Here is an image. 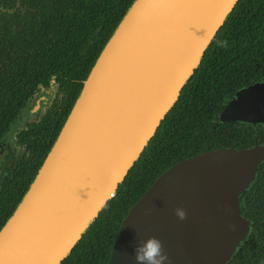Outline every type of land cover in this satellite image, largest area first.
Segmentation results:
<instances>
[{
  "label": "water",
  "instance_id": "water-1",
  "mask_svg": "<svg viewBox=\"0 0 264 264\" xmlns=\"http://www.w3.org/2000/svg\"><path fill=\"white\" fill-rule=\"evenodd\" d=\"M237 0H134L100 51L50 150L0 229V264H60L116 193ZM44 99L41 94L35 109ZM220 122L264 124V80ZM264 146L222 148L163 171L121 221L107 264L157 237L169 264H227L249 227L240 195ZM182 208L180 220L174 210Z\"/></svg>",
  "mask_w": 264,
  "mask_h": 264
},
{
  "label": "trees",
  "instance_id": "trees-1",
  "mask_svg": "<svg viewBox=\"0 0 264 264\" xmlns=\"http://www.w3.org/2000/svg\"><path fill=\"white\" fill-rule=\"evenodd\" d=\"M133 1L22 0L24 13L17 11L14 27L10 21L4 25L0 138L35 90L53 84L56 94L38 122L17 134L24 149L0 189V229L28 189L83 80ZM259 62L264 67V0H237L115 195L60 264H107L118 227L131 206L163 171L199 150L194 142L197 132L210 129L205 108L222 107L217 96L227 90L225 71Z\"/></svg>",
  "mask_w": 264,
  "mask_h": 264
},
{
  "label": "flooded vegetation",
  "instance_id": "flooded-vegetation-1",
  "mask_svg": "<svg viewBox=\"0 0 264 264\" xmlns=\"http://www.w3.org/2000/svg\"><path fill=\"white\" fill-rule=\"evenodd\" d=\"M18 10L24 13L22 0H0V33L5 31L3 27L9 21V25L14 27L18 21ZM225 73L228 74L226 75L228 77L227 90L224 88L222 93L217 96V99H221L222 107L219 109L220 106H218L217 110V105H214L212 109L205 108V111H208L206 120H209L210 129L207 132H201V134L197 132L194 142L199 143L200 148L184 159L222 148L244 150L264 146V124L220 122L219 119V114L225 103L237 91L254 82L264 80L262 63L245 66L240 64L232 70H226ZM50 92H52L51 96L56 94L53 84L50 87L35 90L30 101L19 111L8 130L0 138V189L9 172L15 170L17 163L22 158L24 147L18 142L17 134L20 130H26L30 124L38 122L45 108L50 104L52 98ZM41 94L44 95V99L35 109L37 99ZM185 141L188 143L187 140ZM238 207L240 216L248 223L249 231L227 264H264V161L259 165L252 184L240 195Z\"/></svg>",
  "mask_w": 264,
  "mask_h": 264
},
{
  "label": "clouds",
  "instance_id": "clouds-1",
  "mask_svg": "<svg viewBox=\"0 0 264 264\" xmlns=\"http://www.w3.org/2000/svg\"><path fill=\"white\" fill-rule=\"evenodd\" d=\"M174 212L180 220L186 216L182 208H176ZM133 256L135 264H169L167 253L161 241L155 236L140 238L133 247Z\"/></svg>",
  "mask_w": 264,
  "mask_h": 264
},
{
  "label": "rangeland",
  "instance_id": "rangeland-1",
  "mask_svg": "<svg viewBox=\"0 0 264 264\" xmlns=\"http://www.w3.org/2000/svg\"><path fill=\"white\" fill-rule=\"evenodd\" d=\"M54 91V90H53ZM51 94H52V92H50V96H51ZM50 96H49V98H50ZM52 97V96H51ZM48 103V102H47ZM47 103H46V105H47ZM46 109V108H45Z\"/></svg>",
  "mask_w": 264,
  "mask_h": 264
}]
</instances>
